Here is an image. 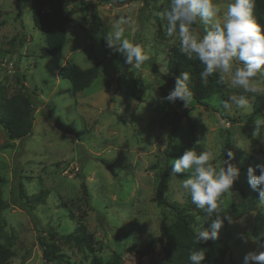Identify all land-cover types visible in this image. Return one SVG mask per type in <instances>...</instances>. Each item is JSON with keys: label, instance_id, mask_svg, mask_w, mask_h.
<instances>
[{"label": "rangeland", "instance_id": "374dc122", "mask_svg": "<svg viewBox=\"0 0 264 264\" xmlns=\"http://www.w3.org/2000/svg\"><path fill=\"white\" fill-rule=\"evenodd\" d=\"M169 2L62 0L70 18L66 41L55 55L42 57L46 43L33 25L30 0H22L21 10L18 0H0V87L7 95L25 89L35 105L29 136L11 141L0 125V176L5 179L1 190L7 202L2 212L7 225L0 242L15 251L11 264H51L42 258L39 240H50L53 232L70 233L79 222L86 225L95 253L78 251L57 239L71 264H90L93 255L106 261L113 251L123 264H165L160 247L141 254L158 235L161 216L172 219L167 209L152 201L160 173L191 148L211 149L214 166H223L220 150L226 127L240 176L232 191L222 195L221 207L233 219L246 211L248 199L253 198L264 212L258 191L251 189L247 179L250 166L259 175L257 165L264 163V112L251 115L255 94H246L250 102L246 111L235 106L226 110L223 102L243 91L226 85L223 93L211 98L215 110L211 113L193 102L185 106L180 100L173 104L164 99L175 86L165 71L168 50L179 47L178 39L167 35L160 15ZM218 2L226 8L230 0ZM120 16L131 19L126 36L150 57L139 70L106 46L104 36ZM95 63L99 75L89 87L73 92L62 67L86 68ZM140 84L141 101L137 99ZM257 84L264 89V83ZM222 113L238 122L224 126L218 117ZM175 124L177 131L168 145L167 135ZM257 124L260 132L254 135ZM100 158L113 164L116 176ZM188 175L169 177L165 199L185 207L193 225L209 229L215 217L197 209L180 188ZM40 192L44 200L33 206L31 217L18 196ZM254 217L253 211L231 224L225 219L219 239L229 245V252L223 264H244L248 252L261 251L252 236Z\"/></svg>", "mask_w": 264, "mask_h": 264}, {"label": "clouds", "instance_id": "9594fccd", "mask_svg": "<svg viewBox=\"0 0 264 264\" xmlns=\"http://www.w3.org/2000/svg\"><path fill=\"white\" fill-rule=\"evenodd\" d=\"M254 7L255 0H230L226 8L218 0H170L160 14L166 21L167 35L178 39L180 53L188 59L195 57L203 65L200 72L203 84L207 85L209 77L217 75L221 84L243 90L242 94L230 95L223 102L226 110L235 106L246 111L250 107L246 94L264 91L257 84V81L264 83V28L254 20ZM197 24L201 26L199 30L193 27ZM131 25L130 18L120 16L109 26L104 39L113 53H119L126 64L139 70L150 57L139 43L126 36ZM191 80V74L183 71L164 99L173 104L180 100L188 106L193 98ZM257 125L254 135L260 132L261 125ZM228 156L233 158V153L229 152ZM230 159H224L223 166L217 168L212 150L206 147L202 152L187 149L181 157L171 161L170 176L190 173L180 184L183 193L197 209L215 217L209 229L193 225L196 244L219 239L225 219L233 223L221 207L222 195L232 191L240 176V169ZM257 168L259 175L251 166L247 169V179L251 189L258 191L259 203L264 205V163ZM241 239L246 238L242 235ZM205 255L204 250L191 251L188 264H203ZM244 264H264V251L248 252Z\"/></svg>", "mask_w": 264, "mask_h": 264}, {"label": "trees", "instance_id": "16d2710c", "mask_svg": "<svg viewBox=\"0 0 264 264\" xmlns=\"http://www.w3.org/2000/svg\"><path fill=\"white\" fill-rule=\"evenodd\" d=\"M110 2L115 0H102ZM145 1V0H144ZM32 21L35 28L40 30L44 35L46 47L41 53V56L55 55L64 45L66 34L70 26V18L62 8V0H30ZM18 8L22 9V0H18ZM254 20L264 28V0H255ZM203 70V65L193 57L188 59L182 55L178 46H171L168 50L165 71L172 77H168L171 83L183 71L191 74L192 80L190 89L193 93L192 101L198 106L203 107L207 112L211 113L215 110L210 105L212 97L223 93L226 90V84L219 82L218 76L209 77L207 85L203 84L200 78V72ZM62 76L69 80L71 90L79 92L89 87L93 80L99 75L98 63L89 67L81 68L76 64L65 65L62 67ZM19 83H22L19 79ZM24 87V85H21ZM142 85H139V93L137 99H142ZM32 95L25 89H17L13 94L7 95L3 87H0V125L5 130L9 140H19L29 136L32 132L34 123L35 105L32 100ZM264 112V94H255L252 98L251 115H257ZM223 124L227 122L236 123L238 119L231 118L222 113L218 116ZM177 131V125L171 127L168 133V145L172 142V136ZM223 144L220 150L222 161L229 160L228 153L231 152L232 139L229 128L222 129ZM5 145L4 147H9ZM99 161L111 172L113 176L117 173L114 170L113 164L103 158ZM230 162L234 165L231 158ZM171 165L163 168L155 189L152 201L157 207L167 209L172 219L163 214L158 225V235L150 240L146 249L141 254L146 255L160 247L164 256L165 264H188V256L193 250H204L205 260L203 264H223L226 255L229 252V245L217 239L209 240L206 243H194L193 224L187 215V209L179 202L169 201L165 199V193L169 187V173ZM5 179L0 176V233L6 228V220L2 216L3 210L7 207V202L3 199L1 186ZM82 190L86 193L84 183L81 184ZM18 199L25 209L27 214L33 217V206L42 203L44 200V192L36 195L27 196L25 193H20ZM255 212L254 225L252 230L253 238L259 243L261 251H264V212L256 206L253 198L248 199V207L243 214L233 218L235 220L240 216ZM50 240H39V246L42 250V258L46 263L51 264H71L70 259L65 257L58 239L63 244H67L76 248L78 251L88 250L89 253H95L92 245V238L84 223L79 222L74 230L67 234L53 232L49 234ZM100 249V248H99ZM15 256V251L10 245L0 242V264H11V259ZM90 264H123L119 253L113 251L110 259L103 261L100 257L93 255Z\"/></svg>", "mask_w": 264, "mask_h": 264}]
</instances>
